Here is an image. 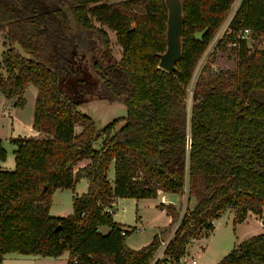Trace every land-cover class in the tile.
<instances>
[{
  "label": "trees",
  "instance_id": "1",
  "mask_svg": "<svg viewBox=\"0 0 264 264\" xmlns=\"http://www.w3.org/2000/svg\"><path fill=\"white\" fill-rule=\"evenodd\" d=\"M233 2L182 0V56L176 69L167 71L159 67L166 48L164 0H0L5 48L0 92L24 107L32 83L37 89L32 127L43 134L11 138L15 166H0V264L11 252L59 256L65 251L70 252L66 264H151L159 234L138 249L128 246L126 237L137 227L122 234L123 224L103 212L116 197L155 198L159 191L186 190L193 205L163 253V260L173 263L191 237L213 230V219L227 207L234 209L235 222L249 211L263 213L264 45L252 49L242 39L238 47L230 46L237 69L198 80L194 103L189 107L186 101L196 65ZM70 15L106 49L110 38L103 26L115 31L120 59L108 65L93 59V75L78 51L79 33ZM246 27L252 39L264 36V0H241L230 31L217 45L226 48ZM204 28L202 39H196L195 32ZM94 92L119 98L126 115L99 127L78 108ZM6 156L0 138V161ZM82 159L89 161L75 170ZM82 177L88 188L73 197L72 213L51 215L54 190L72 188ZM158 207L171 217L178 214L173 203ZM101 226L108 231L101 232ZM256 263L264 264V232L243 239L216 264Z\"/></svg>",
  "mask_w": 264,
  "mask_h": 264
},
{
  "label": "rangeland",
  "instance_id": "2",
  "mask_svg": "<svg viewBox=\"0 0 264 264\" xmlns=\"http://www.w3.org/2000/svg\"><path fill=\"white\" fill-rule=\"evenodd\" d=\"M112 1L117 2L122 0ZM63 7L68 8V3H63ZM71 24L73 30L79 33L78 51L81 55H84L82 59L93 75H96L93 67V59H97L102 65H108L113 60L120 59L122 47L116 41L115 31L103 26L110 38L109 46L106 49L102 42L96 39L94 35H88V32L82 31L80 27L76 25L72 17ZM96 24H98V22ZM224 25L225 21L222 26H220V29L215 34L208 47L204 50L196 65L186 95V101L189 107L194 103V88L198 80L217 73L220 70L228 69L234 71L237 69L238 57L237 54L230 49V45H227L224 49L217 45L220 39L217 34L221 32ZM246 40L248 46L251 45L252 49L260 47L261 44L264 45V36L258 39L248 37ZM15 47L21 54L27 56V53L19 44H15ZM4 49L0 32V60ZM36 93V87L30 83L24 93V97L26 98L24 107H18L14 110V103H11V101L0 92V138L3 140L4 147L7 150V156L4 160L7 169H12L15 166V145L10 141V137L15 135L31 136V134L35 132V129L30 126H32ZM86 97L88 99L86 98L79 103L78 108L82 112L90 115L99 127L104 126L114 118L126 115V106L117 97L103 95L98 92L86 95ZM121 124L122 123L118 124L116 127L118 128ZM80 129V127H77V132H79ZM42 135L43 134L40 133L36 137ZM98 143L99 141L97 144ZM113 177L114 170L113 165H111L108 170V178L112 180ZM86 182V179L80 178L72 188L54 190L49 209L50 212L59 216H67L72 213L73 195L81 194L82 192L79 193V191L85 189ZM157 198L158 204L160 202L165 204L173 203L176 209H178L177 216L171 217L164 209L161 210V208L159 209L153 206L155 203L154 199L142 198L137 200L134 197H123L119 199L118 205L116 208H113L112 214L114 221L126 226L134 225L136 223V214L144 213L142 214V216H144L141 218V223H138L139 227L128 234L126 241L133 245L142 244V246H144L150 243L154 235L158 233L161 238V244L151 264H161L165 262V260H163L165 256L163 254L164 248L162 247V241H169L171 239L187 208H191L193 205V202L189 203L187 200L186 190H183V192L179 194L168 195L167 197H165L162 192H158ZM113 201L111 202L112 204ZM169 216L171 217L170 222L168 221ZM101 227L103 228L102 230H104L106 226ZM207 232V229H203L200 236L196 237L190 245L189 251L186 253L185 261H187V263H189L191 259H195V264H216L224 255L232 250L236 242L264 232V215L260 214V216L256 218L250 216L242 222H235L234 210L232 207H227L222 214L216 218L212 232L209 234H207ZM191 238L189 241L193 240ZM166 260L169 261V264H181L183 262L181 259L178 263H173L171 259Z\"/></svg>",
  "mask_w": 264,
  "mask_h": 264
},
{
  "label": "crops",
  "instance_id": "3",
  "mask_svg": "<svg viewBox=\"0 0 264 264\" xmlns=\"http://www.w3.org/2000/svg\"><path fill=\"white\" fill-rule=\"evenodd\" d=\"M29 85V84H28ZM28 85H27V87H28ZM26 87V88H27ZM26 90V89H25ZM37 90V89H36ZM25 93V92H24ZM36 98V97H35ZM8 100H10L11 101V103H14V99H8ZM34 105H35V103H34ZM13 107H14V110H15V108H18L17 106H14L13 105ZM32 122H33V119H32ZM30 127H32V126H30ZM33 128V127H32ZM34 129V128H33ZM40 133L37 131V130H35V132L33 133V134H31V136H37V135H39ZM17 135H15V136H11L10 137V139L11 138H13V137H16ZM19 136V135H18ZM21 136V135H20ZM97 147V146H96ZM15 149V148H14ZM88 159H82V160H80V161H78V163L74 166V168H75V170L76 169H78L79 167H81V166H84L86 163H88ZM15 162V161H14ZM15 164V163H14ZM111 165H113V164H111ZM110 165V166H111ZM0 166L1 167H3V168H6V165H5V162H4V160L3 161H0ZM113 170H114V168H113ZM82 178H84V179H86V186H85V189L84 190H82V191H79V193H83V192H85V191H87V188H88V180H87V178H85V177H82ZM114 178V177H113ZM113 180V179H112ZM111 180V181H112ZM58 189H60V188H58ZM58 189H56V190H58ZM159 192H162V191H159ZM81 193V194H82ZM162 194L165 196V197H167L168 195H171V193H165V192H162ZM75 195H80V194H74L73 195V197L75 196ZM123 197H116L115 199H114V201H113V208H116L117 207V205H118V200L119 199H122ZM140 199H142V198H140ZM151 199H154L155 200V203L153 204V206H155V207H157V208H159L158 206H157V204H158V198L157 197H155V198H151ZM137 200H139V199H137ZM136 204H137V202H136ZM160 209V208H159ZM233 209V208H232ZM161 210H163V209H161ZM234 210V209H233ZM165 211V210H164ZM49 212H50V210H49ZM50 214L51 215H54V214H52V212H50ZM113 214V213H112ZM142 214H144V213H142ZM142 214H140V213H138V214H136V223L134 224V225H126L127 227H131V226H136L137 228L139 227L138 226V223H141V218L144 216H142ZM262 215H264V210H263V213H262ZM55 216H59V215H55ZM250 216H254L255 218L256 217H259L260 215H258V214H255V213H253V212H250L249 211V213H248V215H247V217H250ZM246 217V218H247ZM215 220H216V218L215 219H213V225L215 226ZM168 221L170 222L171 221V217L169 216V218H168ZM115 222H117V221H115ZM119 223V222H118ZM123 226H125L124 224H123ZM125 226V227H126ZM214 226H213V229H214ZM103 228L102 227H100L99 228V230L101 231V232H106V231H108V226H106L105 228H104V230H102ZM210 232H212V231H210ZM200 236V235H199ZM198 237V236H197ZM250 237V236H249ZM191 239H193V240H191V241H189L188 243H187V247H186V252H185V254L180 258L183 262L186 260V253L189 251V248H190V245L193 243V241L196 239V237H193V238H191ZM242 241V240H241ZM127 242V244H128V246H130L131 248H134V249H138V248H140V247H142V244H140V245H133L132 243H130V242H128V241H126ZM240 241H238V242H236L235 244H237V243H239ZM234 244V245H235ZM234 247V246H233ZM70 258V252L69 251H65L63 254H61V255H59V256H41V255H38V254H20V253H14V252H11V253H7V254H5V256L3 257V260H2V264H66L67 263V261H68V259ZM192 260V259H191ZM191 260H190V262L188 263V264H191ZM187 262V261H186ZM169 263V261H165L164 263H161V264H168ZM195 263H196V260H195ZM194 263V264H195Z\"/></svg>",
  "mask_w": 264,
  "mask_h": 264
},
{
  "label": "water",
  "instance_id": "4",
  "mask_svg": "<svg viewBox=\"0 0 264 264\" xmlns=\"http://www.w3.org/2000/svg\"><path fill=\"white\" fill-rule=\"evenodd\" d=\"M167 7L166 48L159 54V67L174 71L182 56L184 33V11L182 0H164ZM207 28L195 32L196 39H202ZM44 185L43 190L46 189ZM59 227H56L58 229ZM260 264V263H256Z\"/></svg>",
  "mask_w": 264,
  "mask_h": 264
},
{
  "label": "built area",
  "instance_id": "5",
  "mask_svg": "<svg viewBox=\"0 0 264 264\" xmlns=\"http://www.w3.org/2000/svg\"><path fill=\"white\" fill-rule=\"evenodd\" d=\"M240 1L241 0H234L232 8H231L230 12L228 13L227 17L225 18L226 20H224L225 21V25H224L223 29L221 30V32H219L217 34L218 37L222 38V36L225 34V32H229L230 31L229 24H230V22L232 20V17L234 15V13H235ZM248 37L250 38V29L248 27H246V28L242 29L240 32L236 33L234 38L230 42H228L227 44L230 45V46L238 47L239 44H240V40H242V39L246 40V39H248ZM249 46L251 47V45H249ZM103 212L113 213V204L110 203V204L104 206L103 207ZM127 229H129V228L124 226L122 228V234H125ZM167 243H168L167 240L166 241H162V247L164 249L167 246ZM194 263H195V259H192L191 260V264H194ZM181 264H188V263L186 261H184Z\"/></svg>",
  "mask_w": 264,
  "mask_h": 264
}]
</instances>
